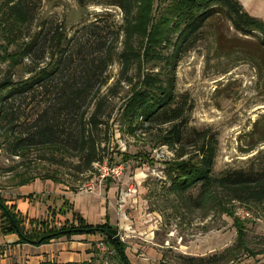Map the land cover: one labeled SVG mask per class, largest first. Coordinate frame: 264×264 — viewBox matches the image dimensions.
Here are the masks:
<instances>
[{
    "label": "rangeland",
    "instance_id": "obj_1",
    "mask_svg": "<svg viewBox=\"0 0 264 264\" xmlns=\"http://www.w3.org/2000/svg\"><path fill=\"white\" fill-rule=\"evenodd\" d=\"M16 1L0 0V83L8 77L15 82L32 77L30 70L37 63L24 58L21 50L38 33L47 43L57 30L75 41H92L93 30L87 27L103 18L101 24L107 26L102 37L109 41L123 23L118 8L95 4L81 8L76 0H25L28 22L12 19L6 23L5 13ZM249 4L250 10L260 6L264 12V0H249ZM44 59L41 68L54 63L48 53ZM149 68L159 70L155 65ZM120 72L121 65L115 61L101 93H107ZM117 88L107 110L112 119L102 126L99 138L104 163H95L86 173L78 171L81 164L74 151L37 146L16 151V138L34 130L49 100L37 91L14 99L7 97L8 90L0 91V108L15 123L13 130L0 123V195L9 198L22 183L46 178L71 193L98 189L104 195L108 185L116 186L110 217L119 229V238L127 244L125 256L130 264H264V202L243 204L218 191L222 205L209 202L200 207L170 194L166 163L173 160L174 153L160 145L156 131L129 133L121 113L131 88L125 83ZM175 93L189 109V131L207 130L217 137L214 176L225 170H264V50L255 38L242 36L223 19L210 24L180 60ZM77 125L78 119L65 121L66 129L77 130ZM104 164L125 165L123 174L116 180H102ZM198 192L193 193L194 198ZM53 212L49 226L60 227L63 224L53 218ZM30 221L25 222L27 229L32 226ZM2 222L0 211V225ZM99 238L95 247L101 251L93 264H111L113 253L104 237ZM191 258L198 260L192 262Z\"/></svg>",
    "mask_w": 264,
    "mask_h": 264
},
{
    "label": "trees",
    "instance_id": "obj_2",
    "mask_svg": "<svg viewBox=\"0 0 264 264\" xmlns=\"http://www.w3.org/2000/svg\"><path fill=\"white\" fill-rule=\"evenodd\" d=\"M23 1L17 0L9 7L5 13L6 23L12 19L28 22L27 5ZM76 1L81 8L91 4L118 8L123 14V23L117 28L115 38L109 41L102 37L107 23L101 24L104 21L100 18L87 27L93 30L92 41H75L74 37L68 38L67 34L57 30L48 43L42 42L38 33L22 48L23 57L37 63L30 70L32 77L19 82L8 77L0 83V91L8 90L9 99L34 95L37 91L49 101L38 115L32 127L34 130L16 138V151L31 146L74 151L81 164L78 166L80 173L92 170L95 163H104V157L100 155L101 128L112 119L107 113L111 96L116 95L117 87L125 83L131 88V95L123 105L121 119L127 124L129 133L152 134L156 131L160 145L174 153L173 160L166 163L170 194L183 202L193 201L200 207L209 202L222 205L217 199L218 191L243 204L263 203L264 170H225L220 176H214L217 137L207 130L189 131V109L186 101L179 100L175 85L180 60L210 24L223 19L242 36L255 38L264 50V21L248 13L239 0ZM106 15L110 16L109 13ZM46 53L54 63L41 68L40 60L45 62ZM115 61L121 65L120 77L103 94L101 90L110 80L108 69ZM152 65L159 70L149 68ZM75 119H78L77 130L66 129L65 121ZM3 122L13 130V119L0 108V123ZM197 190L198 195L194 198L193 193ZM0 211L3 217L1 233L18 234L20 244L41 246L52 240L100 234L113 253L111 264H130L123 258L126 245L108 237L109 234L118 236L117 229L109 223L87 225L75 214L73 222H65L60 227H50L48 218H42L31 220L32 226L27 229L24 219L6 205L1 195ZM55 215L53 212V218ZM237 230L240 229L237 227ZM99 253V250L95 251V254ZM189 260L195 262L198 259ZM67 264H93V261Z\"/></svg>",
    "mask_w": 264,
    "mask_h": 264
},
{
    "label": "crops",
    "instance_id": "obj_3",
    "mask_svg": "<svg viewBox=\"0 0 264 264\" xmlns=\"http://www.w3.org/2000/svg\"><path fill=\"white\" fill-rule=\"evenodd\" d=\"M240 2H242L245 9L248 6L246 10L250 11L252 16L264 21L263 8L254 6L250 10L249 0H240ZM65 190L68 191L69 189L65 187ZM67 191H62L60 187L54 185L53 180L50 178L36 179L15 187L11 191L10 197H5L7 200L6 205L13 208L14 212L24 219V222L48 218L51 212L55 211L54 218L62 224L73 222L74 215L77 214L84 219L87 225L96 226L109 223L117 229L110 217L111 213L114 212L115 201L112 200H115L118 191L116 186L108 185L104 190V195H100L98 189L93 193H71ZM117 231L118 237H121L119 229ZM100 236L103 237L100 234H84L74 236L71 239L62 238L52 240L49 244L34 246L20 244L18 234L6 235L0 231V264L91 262L96 260L97 255H100V253L95 254V251H101L100 248L95 247V242L100 240ZM122 242L127 247V244L124 241ZM127 260L130 261L128 257Z\"/></svg>",
    "mask_w": 264,
    "mask_h": 264
},
{
    "label": "built area",
    "instance_id": "obj_4",
    "mask_svg": "<svg viewBox=\"0 0 264 264\" xmlns=\"http://www.w3.org/2000/svg\"><path fill=\"white\" fill-rule=\"evenodd\" d=\"M124 167L125 165L123 164L113 166V167L111 166L109 167L107 164H104V166L101 167L102 173L100 174V177L102 178V180H106L110 178L113 180H116L120 178L121 175L123 174Z\"/></svg>",
    "mask_w": 264,
    "mask_h": 264
},
{
    "label": "water",
    "instance_id": "obj_5",
    "mask_svg": "<svg viewBox=\"0 0 264 264\" xmlns=\"http://www.w3.org/2000/svg\"><path fill=\"white\" fill-rule=\"evenodd\" d=\"M108 237H110V239H112L114 241H119V239H120L118 236H113L111 234H109ZM123 258H124L125 261H127L125 255L123 256Z\"/></svg>",
    "mask_w": 264,
    "mask_h": 264
}]
</instances>
